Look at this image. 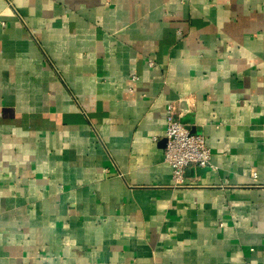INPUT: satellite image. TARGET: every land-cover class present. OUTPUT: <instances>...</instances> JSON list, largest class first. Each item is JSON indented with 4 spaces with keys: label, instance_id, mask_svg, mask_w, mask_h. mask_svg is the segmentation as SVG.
<instances>
[{
    "label": "crops",
    "instance_id": "crops-1",
    "mask_svg": "<svg viewBox=\"0 0 264 264\" xmlns=\"http://www.w3.org/2000/svg\"><path fill=\"white\" fill-rule=\"evenodd\" d=\"M0 264H264V0H0Z\"/></svg>",
    "mask_w": 264,
    "mask_h": 264
},
{
    "label": "built area",
    "instance_id": "built-area-1",
    "mask_svg": "<svg viewBox=\"0 0 264 264\" xmlns=\"http://www.w3.org/2000/svg\"><path fill=\"white\" fill-rule=\"evenodd\" d=\"M175 108L173 103L168 106L164 155L173 167L175 179L183 182L188 166H209L212 154L205 137L191 132L176 115Z\"/></svg>",
    "mask_w": 264,
    "mask_h": 264
}]
</instances>
